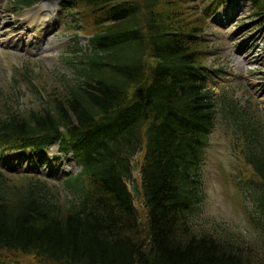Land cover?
<instances>
[{
    "label": "trees",
    "instance_id": "16d2710c",
    "mask_svg": "<svg viewBox=\"0 0 264 264\" xmlns=\"http://www.w3.org/2000/svg\"><path fill=\"white\" fill-rule=\"evenodd\" d=\"M37 1L7 0L18 9ZM226 1L196 6L197 17ZM64 2L87 11L88 44L63 57L72 75H58L39 107H12L0 94V153L42 154L57 142L80 170L55 182L0 167V264H36L4 257L11 252L41 264H264L231 241L190 229L204 197L205 148L219 120L257 176L250 219L264 237L260 108L208 85L197 17H185L184 0ZM248 2L264 18V0ZM142 150L143 222L128 185ZM61 189L69 194L65 204Z\"/></svg>",
    "mask_w": 264,
    "mask_h": 264
},
{
    "label": "rangeland",
    "instance_id": "374dc122",
    "mask_svg": "<svg viewBox=\"0 0 264 264\" xmlns=\"http://www.w3.org/2000/svg\"><path fill=\"white\" fill-rule=\"evenodd\" d=\"M64 1L68 0H39L18 9L7 0H0V94L10 98L12 107H39L47 90L56 85L58 75H72L63 57L72 54L73 48L88 44L93 27L87 23V11L79 6L68 7ZM210 1L184 0L185 6L179 8L190 22L196 23V6L200 11ZM252 12L248 0H227L207 11L202 17L205 22L197 17L201 28L198 46L203 51L204 65L210 70L208 85L242 105L260 108L258 115L262 119L258 117L264 125V18ZM40 40L45 44L52 42L42 54L32 46ZM239 149L233 147L230 130L218 120L205 148L201 167L204 197L191 213L190 229L231 241L254 259L264 260L263 234L250 219L256 208L254 196L259 182ZM60 152L53 143L42 154L29 153L18 158L3 155L5 160L0 161V166L17 167L15 171L20 168L18 171L30 174L37 172L39 176L54 169L56 174L47 177L61 182L66 174L77 173L80 166L70 151ZM142 156L143 150L136 153L132 162H140ZM132 175L139 184L138 168H133ZM58 194L65 204L69 199L67 191L61 189ZM133 204L143 222L146 207L142 196L133 193ZM4 257L14 258L17 263H43L31 254L11 252Z\"/></svg>",
    "mask_w": 264,
    "mask_h": 264
},
{
    "label": "bare ground",
    "instance_id": "6f19581e",
    "mask_svg": "<svg viewBox=\"0 0 264 264\" xmlns=\"http://www.w3.org/2000/svg\"><path fill=\"white\" fill-rule=\"evenodd\" d=\"M10 31H12V29ZM48 43H50V42H47L45 44V42H41V40L40 41H34L32 46H33V49H35L37 51V53L42 54V52H45L48 49V47H50V45Z\"/></svg>",
    "mask_w": 264,
    "mask_h": 264
},
{
    "label": "water",
    "instance_id": "95a60500",
    "mask_svg": "<svg viewBox=\"0 0 264 264\" xmlns=\"http://www.w3.org/2000/svg\"><path fill=\"white\" fill-rule=\"evenodd\" d=\"M132 166L136 169L138 167V164L136 162H133L132 163ZM131 190L137 196H140L141 195V190H140L139 184L136 181H133L131 183Z\"/></svg>",
    "mask_w": 264,
    "mask_h": 264
}]
</instances>
